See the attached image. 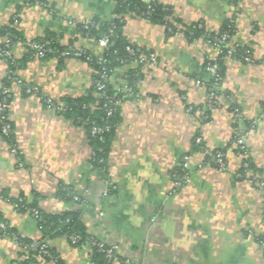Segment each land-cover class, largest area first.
Returning <instances> with one entry per match:
<instances>
[{"label":"crops","instance_id":"0c3cea01","mask_svg":"<svg viewBox=\"0 0 264 264\" xmlns=\"http://www.w3.org/2000/svg\"><path fill=\"white\" fill-rule=\"evenodd\" d=\"M144 2L168 8L174 22L200 23L214 34L233 22L231 43L252 61L240 55L225 60L218 106L206 114L213 77L207 63L218 57L216 48L127 14L128 43L154 54L155 62L127 65L111 77L113 90L126 98L104 168L93 165L83 127L12 85L11 142L0 134V264H264V0ZM116 8L115 0H0V28L14 19L22 32L24 42L12 48L19 63L27 44L48 34L62 54L101 57V39L84 36L79 25L108 22ZM138 69L142 79L131 87ZM8 73L0 57V92ZM16 75L61 101L86 96L95 71L76 56L53 57L32 60ZM238 136L254 169L245 167ZM213 152L224 155L223 168L209 161ZM75 211L88 239L119 245L115 258L95 257L90 245L66 236L44 238L39 214ZM41 241L56 260L31 256L26 244Z\"/></svg>","mask_w":264,"mask_h":264},{"label":"trees","instance_id":"16d2710c","mask_svg":"<svg viewBox=\"0 0 264 264\" xmlns=\"http://www.w3.org/2000/svg\"><path fill=\"white\" fill-rule=\"evenodd\" d=\"M34 1L37 0H31V2ZM115 1L117 2V8L115 17L112 20L108 22L94 21V25H79L80 31L84 36L94 38L96 40H100L104 35L108 33L110 29L114 30L115 35L111 38L109 47L105 49L101 57L89 55L87 53H83L79 57V59L85 61L94 69V81L99 79V75L102 72V67H106L108 70L112 71L110 79L106 84V91L104 92V96H98V89L94 86L93 83L91 90L86 96L80 98L67 97L61 100L60 102L65 108V111L59 112L65 118L71 120L74 124L81 126L86 130L90 145L94 151L92 163L95 166H101L103 168L106 167L105 162L107 161L108 155L110 153L111 145L115 140L117 128L122 122V105L126 98V95L124 93H116L113 90L110 85L111 77L115 71L122 69L127 65H134L136 63L141 65L140 59L141 57L146 55L143 52H139L133 49L128 43L127 38L125 37L123 32V28L125 25L124 17L127 14H132L135 16L146 18L154 23L164 24L169 34L183 32L191 41L203 40L208 34L212 37L229 34L232 37L236 32L235 24L233 22H226L222 31L218 34H214L206 31L204 26L200 23L193 25H184L183 23L179 22V20L174 22L170 17V10L159 4H146L144 0ZM14 21L15 20L12 19L9 25L0 28V40L4 37L10 40V43L8 45L0 43V52L7 49L12 50L16 42H24V36L22 32H20L18 26L14 23ZM37 42L43 44L45 48H48L50 50V52L46 53L43 59L57 57L60 60H64L66 58L75 57L74 55H70L67 57L62 56V52L64 51V49L58 44L56 38H54L50 34H48L44 39L37 40ZM221 46L224 52L222 54H219L217 57L219 67L218 75L217 77H212V81L210 84L211 91L217 92L218 96L220 93V82L225 74L224 63L228 51L226 43L221 44ZM128 47L132 48L134 54L128 52ZM34 54V51L27 44L26 55L20 63L18 61H15L13 56L12 58H4L3 56H0L8 63L9 75L12 78L8 79L7 76L5 77L4 88H10L13 85V79L15 81L19 80L18 76L16 75L17 70L22 66H25L28 62L34 60ZM237 55L243 56L244 59L251 57L245 49L238 46L233 57H236ZM100 60L104 61L103 64L100 63ZM141 79L142 74L139 69L132 71L131 87L135 86V83ZM11 96V93L4 95L3 89L0 92V101H4L7 106V110L5 113L6 115H9L8 105L11 101ZM105 97L108 99H106ZM44 98L47 97L44 96ZM209 112L210 110H208L206 114H208ZM7 123L11 126L10 120H8ZM94 129H99L100 131L93 134ZM0 134L5 138H8L9 142H11V135H3L1 126ZM212 154L216 156L218 153L213 152ZM208 159L210 161V157H208ZM245 160L248 164V167L254 169L250 159L247 157V159ZM61 193L62 195H64V192H60V195ZM37 219L39 221V225L41 227L44 238L54 239L56 237L62 236L70 238L71 236L75 235L79 237V241L76 245L80 246L84 245L86 240L88 239V235L81 220V214L79 211L60 215L39 214ZM16 238L19 243H23L19 237ZM259 241L260 243L264 241V234L259 238ZM33 244L26 245H28L31 250V256L36 258L37 253L30 247ZM92 249L94 251L95 257L106 258L104 254L98 253L95 248ZM50 252L55 257V259L44 257L43 260L57 259L56 252L52 248L50 249Z\"/></svg>","mask_w":264,"mask_h":264},{"label":"built area","instance_id":"2783aa9c","mask_svg":"<svg viewBox=\"0 0 264 264\" xmlns=\"http://www.w3.org/2000/svg\"><path fill=\"white\" fill-rule=\"evenodd\" d=\"M84 24L94 25L93 22H86ZM114 35H115L114 30L110 29L108 31V33L101 38V43L103 44V46L106 49L109 47V45L111 43V38ZM231 39H232V37L229 34H223V35L217 36V37H212V36H209V34H208L203 39V41L206 42L208 45L215 47L219 54H222L224 52L221 44L226 43V46L228 47L226 59L228 60V59L233 58V55L235 54L236 48H237V45H234L231 43ZM28 46L35 53L33 55L34 60H42L45 57L46 53L50 52V50L48 48H45V46L43 44H41L37 41H33V42L28 43ZM127 50L129 53L134 54V51L132 50L131 47H128ZM70 55H74L77 58H79L82 55V53L76 52L74 50H69V51L64 52L62 54V56H66V57L70 56ZM0 56H3L4 58H12V56H13L12 50H9V49L3 50L0 52ZM246 61L251 62L252 61L251 57L246 58ZM103 62L104 61L100 60L101 64H103ZM154 62H155V55L154 54H147V55L141 57V59H140V64H142V65L154 63ZM218 69H219V67H218L217 58H215V59H213L207 63V71L212 76L217 77ZM111 73H112L111 70H108L106 67H102V72L99 75L100 76L99 79L94 81V86L98 89V92H99L98 96L99 97L104 96V92L106 91V84H107L108 80L110 79ZM6 76L8 79H12L11 76L9 75V73ZM12 84L15 86H18L21 89H24L26 94H28V95L39 96L42 100H44V102L46 103V105L49 109L57 111V112L65 111V108L63 107L62 103L59 100H56V99L51 98V97L44 98L42 92H40L38 88L30 86L20 79L16 80V81L13 79ZM9 93H10L9 88H3V94L4 95H7ZM106 99H108V98H106ZM218 103H219V101H218L217 92H211L209 97H208L207 104H206L207 109L213 110L215 107L218 106ZM6 110H7V106H6L5 102L0 101V126L2 127V134L3 135H9V132H10V125H8V123H7V121L10 120V116L8 114L7 115L5 114ZM206 118H208V117H206ZM98 131H100V130L94 129L93 134L97 133ZM198 142H201V140L198 139ZM235 143L239 149L241 156L245 157V158L249 157L250 152H249V149L246 145L244 136H238L235 140ZM12 152L14 154L17 153V151L15 149H13ZM208 155H209L210 160L212 162L216 163L217 165H219L222 168L224 167V155L223 154H217L216 156H214L212 153H209ZM247 166L248 165L245 164V167H247ZM35 215L38 216V213L36 212ZM0 227H1V229L5 230L4 224L1 223ZM70 240L72 243L77 244V242L79 241V237L73 235L70 237ZM85 244L90 245L92 248H95L98 253L104 254L107 259L115 258L118 251L120 250L119 245H117V244L108 245V244L104 243L103 241L98 240L94 237L87 239ZM262 245L264 246V241L262 242ZM30 247H31V249H33L37 253L36 258L39 260H43L44 257H48L50 259H55V257L50 252L51 246L46 241L37 242V243L31 245Z\"/></svg>","mask_w":264,"mask_h":264}]
</instances>
